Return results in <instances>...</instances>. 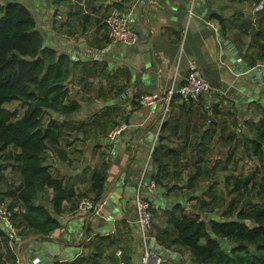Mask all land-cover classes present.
Here are the masks:
<instances>
[{
  "label": "crops",
  "instance_id": "1",
  "mask_svg": "<svg viewBox=\"0 0 264 264\" xmlns=\"http://www.w3.org/2000/svg\"><path fill=\"white\" fill-rule=\"evenodd\" d=\"M46 2L54 6L51 13L46 15L50 28L59 38L58 42L60 38L65 40L63 46L57 45L58 42H53L54 46L50 45L60 52H67L75 64L67 87L70 98L80 101L76 114L67 119L70 124L63 127V132L69 133V141L63 139V134L59 140V147L66 151L65 159L61 160L52 150L48 151L51 169L54 175L62 178L63 184L73 186L76 192H87L91 169L101 159L107 160L109 167L102 194L106 203L97 211L76 212L69 209L68 202H64L59 215L61 226L50 235H30L17 238L15 243L9 242L17 258L14 264H32L33 257L39 253V264H55L57 261H72L82 257L81 264H118L120 258L125 264H140L142 245L136 224L133 191L140 177L143 183H148L159 169L158 163L151 162V149L157 145L163 152L164 149H170L163 154V161L167 165L160 173L161 183L155 184L154 190L148 195L156 210L155 215L152 214L151 233L154 234L164 224L163 208L178 201L188 205L191 201L189 196L199 192L201 186L195 185L190 189L186 181L189 177L187 167L180 164L186 161L188 147L195 152V147L207 143L215 132L209 129L205 133L203 116L200 122L191 120L190 124L183 122L184 125L178 123L179 116L192 112H203L204 115L210 103L215 101L214 93L220 92L237 110V115L247 117L246 112L253 114L247 104L255 101L259 105L258 97L264 96V82H254L237 74L240 67H244L241 61L250 64L251 60H255L253 66L263 63L256 58L257 40L253 32L242 33L240 26L242 19L254 17V0ZM247 2L251 6H247ZM112 8L129 14L130 22L137 31L138 40L129 52L117 49L114 45L118 42L107 35L104 18ZM190 9L193 11L191 16ZM216 15L222 18L221 22ZM36 25L39 29L37 22ZM223 41L235 46L239 61L232 56ZM190 60L197 62L208 79L211 85L209 98L201 99V96L198 101H191L194 109L191 111L190 107L188 111L180 104L183 99L174 97L172 110L168 113L171 119L163 128L159 125V104L147 114L144 111L149 125L143 123L145 118L142 116L135 118L142 105L138 101L139 96L142 93L162 92L173 78L181 82ZM253 66L250 64L248 68ZM204 67L209 70L208 74L204 72ZM244 85L246 89H252L251 94L255 93L252 95L257 97H252L247 103H238L236 96L230 94L231 88L240 91ZM72 87L77 88L73 91L76 95L72 94ZM261 101L264 102V98ZM94 112L109 113L107 121L96 122V117L87 119ZM113 121L118 123L112 124ZM80 123L83 124L82 129H71L72 124ZM120 124L125 127L113 136L112 131ZM160 135L162 140H159ZM77 141L79 143H74ZM118 145L120 149H117ZM189 191L194 193L187 194ZM51 194L49 189L44 201ZM97 235H110L115 243H102ZM31 240L50 242L52 248L42 250L33 247L26 256L22 255L21 248L28 246ZM167 249L178 254L171 258L187 263L182 254L172 248ZM117 250H121V256L116 254Z\"/></svg>",
  "mask_w": 264,
  "mask_h": 264
},
{
  "label": "trees",
  "instance_id": "2",
  "mask_svg": "<svg viewBox=\"0 0 264 264\" xmlns=\"http://www.w3.org/2000/svg\"><path fill=\"white\" fill-rule=\"evenodd\" d=\"M258 1L255 0L254 5ZM253 13V18L241 20V32H253L257 40L256 58L263 60L264 8ZM215 17L222 21L220 16ZM254 63L255 60L250 61L251 66ZM74 65L67 52H60L45 43L35 18L20 0H0V151L11 147L13 152L8 150L6 154L17 169L19 178L13 186L0 171V187H11L5 191L0 188V205L5 196L10 197L6 209L18 239L36 234L50 235L61 226L59 215L64 202H68L69 209L74 211L80 197L89 196L97 200L104 192L109 167L107 160L91 169L87 192H76L73 186L63 184L62 178L53 174L49 162L50 150L61 160L65 159L66 151L59 147V140L63 127L70 124L67 119L80 107V101L70 98L67 87ZM13 100L25 105L20 115L17 108L8 109L4 105ZM180 104L189 111L192 102L183 99ZM259 107V113L250 115L251 118L242 115L243 129L237 127L226 137L229 142H234V148L242 146L245 155L256 161L250 172L240 176L227 175L226 182L232 184V190L238 193V197L251 196L255 201L245 207L239 198L233 197L227 211L222 214H215L214 208L205 209L215 201V196L212 194L205 199L201 195L207 186L199 185V173L207 175L209 172L195 164L194 172L186 181L190 189L195 185L201 186L198 188L200 193H196L201 197L200 208L179 201L163 208L164 224L157 233H151L166 248L182 255L187 253L189 264H264V106ZM214 112L215 115L219 112L217 104ZM209 115L206 109L203 115L205 133L218 127L217 119H211ZM168 116L161 122V128L170 121ZM220 123H223V130L225 120L222 118ZM82 125L72 124L71 129H82ZM236 132H241V135H236ZM162 139L160 135L159 140ZM198 145L203 147L202 151L207 147L206 143ZM159 149L160 145H157L151 152V162L159 165L152 175L155 184L161 183L160 173L167 165L163 154L170 150L164 149L163 152ZM196 156L200 158L198 151ZM49 189L52 194L44 201ZM148 199L155 215L150 196ZM2 223L0 219V264H14L17 258L9 242L15 243L17 239L9 238ZM97 238L102 243L107 241V245L115 243L110 235H97ZM177 261L164 255L161 264H178ZM82 262L83 257L55 264Z\"/></svg>",
  "mask_w": 264,
  "mask_h": 264
},
{
  "label": "rangeland",
  "instance_id": "3",
  "mask_svg": "<svg viewBox=\"0 0 264 264\" xmlns=\"http://www.w3.org/2000/svg\"><path fill=\"white\" fill-rule=\"evenodd\" d=\"M30 11L31 15L35 18V21L38 23L39 29L41 31V33L43 34L45 43L48 46H52L54 43L53 42H58L59 38L56 37V35L54 34L52 28H50V22L47 19V13H51L52 8H54L53 4L47 3L46 0H20ZM253 0H250V2H252ZM255 1V0H254ZM249 2V0H248ZM248 2L246 3L247 6H251V3L248 4ZM249 9V8H248ZM130 27L137 33L136 29L132 26V23L129 22ZM62 43H65V40L60 38V42L57 43V45L59 46H63ZM52 44V45H50ZM136 44L133 45H125L121 42H118V44L114 45L117 49L124 51V52H129L132 50V48L135 46ZM54 46V45H53ZM68 48V47H66ZM244 67L243 68H248L250 66V64L246 63L245 61H241L240 62ZM223 71V70H222ZM225 71H223L224 73ZM229 78H231L229 76ZM211 81V80H210ZM223 85H227L226 83H223ZM247 86L244 85L243 88H241L240 91H237L234 87L231 88L233 90H231L230 94H233L235 97V100L239 103L241 101V103H247L249 102V100H251L252 97H257L251 94V90H248V88L246 89ZM77 88L72 87V94L73 91H75ZM210 89H211V85H210ZM215 101L210 103V108L208 107V112L210 113L209 118L212 119V117L215 119H217L218 122V127L216 128L215 132H214V136L213 137H209L208 142L206 143V148L202 151L201 146H196L195 147V152L193 151L194 149H192L191 147L187 148L188 154L186 155L185 159L186 161H184L182 164H180V166H186L188 173L191 174L194 172V165H200L201 170H206L209 173L207 175H201V174H205L203 173H199L200 175L198 176V180H199V185L206 187L203 192L201 193V195H203V198L208 199L212 196V194H214L213 196H215V201L210 204L207 205L206 207H204L205 209L209 210L211 208H214L215 210V214H222L223 211H227V205H229V202L231 201V199L233 197H236V199L239 198V201L241 200V202L244 204V206L246 207L248 204L252 203L255 201V199H253L251 196H247L245 198L242 197H238V193L236 191H233L232 189V184L231 183H227L226 182V176L233 174V175H242L245 173L250 172L253 168L254 165L256 164V161L253 158H250L249 156L245 155V153L242 151L243 147L242 146H236L235 148L233 147L234 142H229L228 139L226 138L228 134H233V131L235 132V130H237L239 128L243 129V118L242 115L236 114V109L234 107H232L231 103L224 97L223 93L220 92H215ZM248 94H250L248 96ZM76 95V94H75ZM92 94H90L91 96ZM210 96V91L206 94H204L201 99H204V97H206L207 99ZM259 96V94H258ZM258 98H260V106H264V102H262L261 100L264 98L263 95L259 96ZM87 100H93V99H87ZM177 102L180 103L177 99ZM215 104H217V108L219 110V112L215 115L214 112V108H215ZM6 108L8 109H13V108H17L18 114L20 115L23 111V109L25 108V105L20 103L18 100H13L11 102H7L4 104ZM258 103H256L255 101L252 102L250 101L247 106L250 109V111L253 114H258L260 111V107H259ZM140 110L138 111V115L135 117L137 119H139L140 116H142V118H145L144 115V111L147 112L151 110V106H147V105H141L139 106ZM138 107V108H139ZM194 109V105H191V111H193ZM172 110V105H171V109ZM247 111V110H245ZM200 112V111H199ZM76 114V112L73 113V115ZM184 114V113H183ZM246 114L248 115V118H251L250 113L246 112ZM182 115V114H181ZM212 115V116H211ZM109 116L108 114H103V112H94V114L92 116L87 117V119H92L93 117H96V122L97 121H107V118ZM168 116V114H167ZM167 116L165 118H167ZM203 116V112L200 113H196V112H192L191 114H184L182 115V117L179 116V122L180 124L186 123L188 124L189 122L201 121V118ZM204 117V116H203ZM222 118L225 120V126L224 129L222 130V126L223 123H220V121L222 120ZM104 119V120H103ZM237 120V121H236ZM245 120V119H244ZM239 121V123H238ZM117 121H113L112 124H117ZM143 123H146V125H149V121H146V118L144 119ZM142 123V124H143ZM111 124V123H110ZM190 124V123H189ZM184 125V124H183ZM243 131V130H242ZM241 132H236V135L240 136ZM64 138L61 136L60 139H66L67 141H69L68 137H69V133L67 132H63ZM72 135V134H70ZM74 138H72V142H73ZM79 141V140H78ZM74 142V143H79L81 142V140L79 142ZM195 144V143H194ZM240 145H242L240 143ZM117 149H120V145H118ZM235 149L233 156L230 158V160H227V156L231 155L230 153H232V150ZM8 150H12L10 146H8L5 150L0 151V171L3 173V175L6 177L7 182L12 183L13 186H16V184L18 183V171L17 169L14 167V164L12 163V161L8 158L9 156L6 154V151ZM197 151L199 152L200 158L199 156H196ZM13 152V150H12ZM107 153V152H106ZM195 153V155L193 154ZM77 154V153H75ZM78 156H80V154H78ZM199 158V160H197ZM104 159H101L99 161V163H101ZM198 163V164H197ZM52 170V169H51ZM203 177V178H201ZM201 179H203L202 181H200ZM146 184V183H143ZM209 185V188H208ZM1 191H5L7 188H11L10 186H1ZM133 193H135V188ZM189 193H194L193 191H189L187 192V194ZM200 193V191H199ZM245 196V195H244ZM189 197H194L191 199L190 204L194 205L196 209L200 208V196H196V194H191ZM10 200L9 196H5L3 198L2 204L6 207V204L8 203V201ZM28 246H23L21 248V253L22 255L26 256L29 252V250H31L33 247L35 248H41L43 249H50L51 244L50 242L47 241H43L42 243H38L36 241H29ZM14 251V250H13ZM183 258L184 261H186V264H189L190 262L188 261V254L187 253H183ZM138 264V263H137ZM178 264H184V262H182L181 260L179 261Z\"/></svg>",
  "mask_w": 264,
  "mask_h": 264
},
{
  "label": "built area",
  "instance_id": "4",
  "mask_svg": "<svg viewBox=\"0 0 264 264\" xmlns=\"http://www.w3.org/2000/svg\"><path fill=\"white\" fill-rule=\"evenodd\" d=\"M264 8V0H259L253 6V12L260 11ZM193 15L192 9L189 10V16ZM129 14L122 13L117 8L109 10L108 14L104 18V23L107 28V35L110 39L121 42L125 45H133L138 40L137 33L129 25ZM264 65V59L262 60ZM210 91V83L205 74L197 64L195 60H190L187 63L185 74L182 76L181 82H176L173 78L171 83L162 92L142 93L138 101L147 106L155 107L161 105L160 123L165 119L170 112L171 104L174 97H180L185 100L196 102L201 96ZM209 121V119H208ZM125 127L124 124H120L113 131L112 135L119 133ZM152 151V149H151ZM155 188V181L149 180L148 183L143 184L142 177L139 178L134 196V203L136 208V224L140 233L142 254L140 264H161L163 262V256L158 254L150 246V240L152 239L151 227H152V212L151 204L148 199L149 192H152ZM106 200L101 196L99 199L94 200L89 196H82L77 201V211H97L104 204ZM0 219L3 221L2 227L5 228L7 235L10 239H17L16 228L13 226L10 213L4 205H0ZM116 254L121 256V250H117ZM118 264H125L120 258Z\"/></svg>",
  "mask_w": 264,
  "mask_h": 264
},
{
  "label": "water",
  "instance_id": "5",
  "mask_svg": "<svg viewBox=\"0 0 264 264\" xmlns=\"http://www.w3.org/2000/svg\"><path fill=\"white\" fill-rule=\"evenodd\" d=\"M224 45L227 46V48L229 49V51L231 52L232 56L239 61L240 58H238V53L237 50L235 48V46L232 43H226L225 41H223ZM238 65V63H236V66ZM239 66V65H238ZM234 68V67H232ZM204 72L206 74H208L209 70L204 67ZM238 75H241V77H243L244 79H250L251 81L254 82H264V65H260V66H253L250 68H241L240 70L237 72ZM150 246L152 249H154L158 254L164 256V255H168V256H177V253L174 252H170L167 248H165L162 245H159L156 241L155 238L152 237V239L150 240ZM41 263V255L40 253L37 254L35 257H33L32 259V264H39Z\"/></svg>",
  "mask_w": 264,
  "mask_h": 264
}]
</instances>
